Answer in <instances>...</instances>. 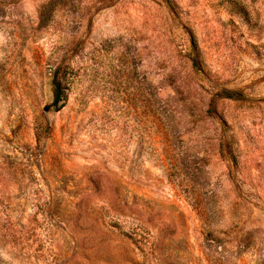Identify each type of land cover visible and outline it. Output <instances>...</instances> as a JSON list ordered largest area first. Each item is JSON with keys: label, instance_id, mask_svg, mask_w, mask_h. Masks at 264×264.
<instances>
[{"label": "rangeland", "instance_id": "rangeland-1", "mask_svg": "<svg viewBox=\"0 0 264 264\" xmlns=\"http://www.w3.org/2000/svg\"><path fill=\"white\" fill-rule=\"evenodd\" d=\"M0 264H264V0H0Z\"/></svg>", "mask_w": 264, "mask_h": 264}, {"label": "trees", "instance_id": "trees-1", "mask_svg": "<svg viewBox=\"0 0 264 264\" xmlns=\"http://www.w3.org/2000/svg\"><path fill=\"white\" fill-rule=\"evenodd\" d=\"M58 96H59V95H57V96H56V99H55V101H57V100H58V98H59Z\"/></svg>", "mask_w": 264, "mask_h": 264}]
</instances>
